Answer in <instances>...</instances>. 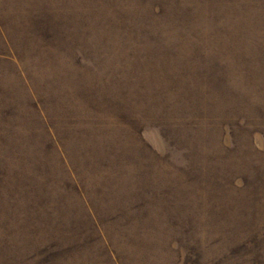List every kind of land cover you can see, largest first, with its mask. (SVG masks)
I'll use <instances>...</instances> for the list:
<instances>
[{"label":"rangeland","instance_id":"obj_1","mask_svg":"<svg viewBox=\"0 0 264 264\" xmlns=\"http://www.w3.org/2000/svg\"><path fill=\"white\" fill-rule=\"evenodd\" d=\"M0 264H264V0H0Z\"/></svg>","mask_w":264,"mask_h":264}]
</instances>
